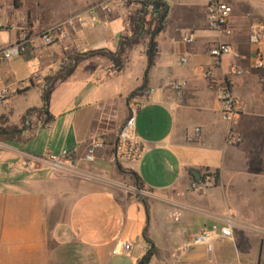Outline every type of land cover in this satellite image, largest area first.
<instances>
[{
	"label": "crops",
	"instance_id": "1",
	"mask_svg": "<svg viewBox=\"0 0 264 264\" xmlns=\"http://www.w3.org/2000/svg\"><path fill=\"white\" fill-rule=\"evenodd\" d=\"M107 1L75 3L58 18L37 0L17 9L44 29ZM220 1L233 9L231 36L209 30L207 0L168 4L166 26L158 35L170 33L178 57L158 45L146 81L154 92L136 116V136L144 148L138 162L114 165L110 157L130 100L144 83L146 44H141L144 56L136 68L128 59L120 71L103 57L82 61L53 91L50 124L34 117L32 130L0 141V264H139L151 248L155 254L147 264H258L264 242V68L256 67L258 49L248 36L253 27H264V0ZM142 6V0H130L109 16L101 14L87 31L89 51L115 52L120 39L130 35L129 16ZM14 16L9 11L7 20ZM184 36H192L193 42L184 43ZM72 45L40 46L28 58L0 63V89L11 91L0 116L9 125H19L29 110L43 107L46 78L61 69ZM220 45L231 47L234 55L214 69L216 83L210 87L201 73L212 63L210 51ZM261 53L264 62V49ZM182 56L188 60L185 65ZM34 65L40 69L38 80L21 89ZM234 67L244 72L232 77V91L243 110L236 124L229 125L221 118L217 88ZM178 80L188 82L181 98L170 88ZM230 131L243 142L228 144ZM93 139L106 147L86 163L83 157ZM67 151L75 155L71 163H63L84 174L59 175L46 165L33 171L18 168L23 156L44 159ZM108 163L111 170L104 169ZM193 171L200 177L218 171L219 182L194 191ZM133 173L147 190L144 198ZM227 217L234 222L232 238L215 239L212 252L193 243L201 230Z\"/></svg>",
	"mask_w": 264,
	"mask_h": 264
},
{
	"label": "built area",
	"instance_id": "2",
	"mask_svg": "<svg viewBox=\"0 0 264 264\" xmlns=\"http://www.w3.org/2000/svg\"><path fill=\"white\" fill-rule=\"evenodd\" d=\"M173 0H162L167 5ZM158 0H142V4L148 12H153L156 8ZM130 0H109L107 2L97 3L89 7L86 11L74 14L65 21L44 29H37L36 25L27 16L7 20L5 25L0 22V29L14 28L17 32L16 40L8 45L0 47V63L8 62L17 58H28L40 46L50 47L56 44H62L65 41H72L73 52L76 54L88 52L90 43L87 38V31L100 21V15H111L116 7L127 6ZM142 6V7H143ZM233 9L230 5L221 2L220 0H207L206 4V21L209 30L218 33L219 35L231 36L233 30L230 27ZM192 36H184L182 41L186 44L193 42ZM248 41L251 45L258 49L256 55V67L258 69L264 68V62L261 51L264 49V27L255 26L249 33ZM261 50V51H260ZM234 55V51L227 45H220L210 51L212 63L207 68L202 69L201 77L213 87L216 83L214 80V69L222 64L225 57ZM180 62L185 65L188 60L185 56L180 57ZM39 66L34 65V70L29 78L20 83V88L23 89L25 85L33 83L39 78ZM243 70L239 68H232L227 73L225 79L219 82L218 97L221 103V118L229 125L236 124L243 110L242 101L237 98L232 91L235 84L232 77L243 75ZM2 76L0 74V82ZM170 88L175 93L177 98H181L188 88L186 80H178L171 83ZM154 92V89H145L134 95L128 105L129 115L121 126L115 146V151L110 157V161L114 165H121L126 163H136L143 155V145L136 136V116L144 107L146 98ZM11 91L8 88L0 89V104L6 102ZM264 100V95H263ZM29 125V123L27 122ZM199 131V130H197ZM227 142L230 145H239L243 142L241 136L233 131L229 132ZM105 144L102 141L93 139L86 148L83 157L84 162L93 163L98 152L105 149ZM75 151H67L61 157H49L47 162L50 164L55 173L67 172L68 167L63 163V160L71 163ZM33 159V158H30ZM35 160H43L42 158H35ZM26 169L34 168L33 163H25ZM215 185L213 176H207L204 180L193 181L191 189L194 191H206ZM141 198L145 197V193L139 191ZM234 222L231 217H227L223 222L212 225L209 229H203L193 238L195 245L206 247L208 252L213 251V241L215 239H230L233 237ZM125 249L128 247L124 245ZM186 248V247H185ZM188 248V246H187ZM148 251V249H147Z\"/></svg>",
	"mask_w": 264,
	"mask_h": 264
},
{
	"label": "trees",
	"instance_id": "3",
	"mask_svg": "<svg viewBox=\"0 0 264 264\" xmlns=\"http://www.w3.org/2000/svg\"><path fill=\"white\" fill-rule=\"evenodd\" d=\"M157 4L159 9H154L153 12H148L143 6L139 10L131 13L129 16V36H124L119 41V46L115 52L100 49L94 51H88L79 54H70L67 57V62L61 67V69L54 75L46 78L45 87L43 90V107L40 109L29 110L21 119L19 125H9L6 118L1 117L0 124V141L11 140L16 137H21L24 132L33 129L34 123L33 119L41 121L43 125L50 124L54 117L49 111V104L51 96L56 86L59 83L65 82L75 71L76 67L84 60L93 57H103L106 58L113 64L118 71L124 68V65L128 59L129 52L135 47L146 44V56H147V69L145 72L144 83L142 87L134 92V95L146 88V81L148 72L155 65L158 58L159 50L157 43V36L160 32L165 29L167 22V11L169 6L158 0ZM29 123V125L27 124ZM207 176H213L215 180V185L219 182V172L205 171L201 180H204ZM133 178L135 185L139 188L144 187L142 179L133 173ZM194 181H197L194 179ZM148 214V211H147ZM155 254V248L148 250L145 257L139 262V264H147L151 261L153 255Z\"/></svg>",
	"mask_w": 264,
	"mask_h": 264
},
{
	"label": "rangeland",
	"instance_id": "4",
	"mask_svg": "<svg viewBox=\"0 0 264 264\" xmlns=\"http://www.w3.org/2000/svg\"><path fill=\"white\" fill-rule=\"evenodd\" d=\"M33 1L34 0H15V3H16V7H15L14 0H0V10H1L0 22L1 24L5 25L7 23V19L9 18L8 17L9 11H13L15 13L14 18L20 17L21 13H23L24 11L17 9V8H20L21 6H23V4L28 5ZM37 1H39L41 7L43 6L45 10H48L52 14V16L56 18L60 17L61 15H65L68 12H71L76 7L75 3H78L77 5H80L81 3L85 2V0H37ZM14 36H15V30L13 29L10 30L9 28L0 29V47L8 46L12 44V42L14 41ZM156 41L158 45L162 48V51L165 52L167 55H175L178 57V53L174 52L177 45H174L171 42L170 33H166L165 35L164 34L160 35V37L158 35ZM144 47H145L144 45H140L139 47L131 51L129 54L128 62L129 61L133 62V67L135 68L137 67L138 64H140V57L144 56V54H141L143 53ZM70 54H75V53L73 51H69L67 54V57ZM66 62L67 61H65L64 63ZM0 124H1V116H0ZM47 160L48 158H44L43 160L34 161L33 159L28 158L27 156H23L22 161L19 163L18 168L22 171H26V170L33 171L35 169L42 167L43 165H46L51 168ZM29 162L33 163L34 165L33 169L32 168L26 169V167L24 166L25 163L27 164ZM111 168H112V165L108 163V165H106L104 169L111 170ZM78 173L81 174L82 173L81 170L77 171L75 169L71 170L68 168L67 172H61L57 174L69 175V174H78ZM131 176H132L133 183L135 184L133 174ZM138 189L141 192L147 191L144 187L142 188L138 187ZM143 209H144V205H143ZM144 214H145V217H147L145 211H144ZM263 241H264V238H263ZM262 245L264 246V242Z\"/></svg>",
	"mask_w": 264,
	"mask_h": 264
},
{
	"label": "flooded vegetation",
	"instance_id": "5",
	"mask_svg": "<svg viewBox=\"0 0 264 264\" xmlns=\"http://www.w3.org/2000/svg\"><path fill=\"white\" fill-rule=\"evenodd\" d=\"M258 264H264V246L262 245L260 251V258L258 260Z\"/></svg>",
	"mask_w": 264,
	"mask_h": 264
},
{
	"label": "water",
	"instance_id": "6",
	"mask_svg": "<svg viewBox=\"0 0 264 264\" xmlns=\"http://www.w3.org/2000/svg\"><path fill=\"white\" fill-rule=\"evenodd\" d=\"M156 9H159V5L156 4ZM168 14V11H167ZM193 174L196 176L197 181H200L201 177H200V173L198 171H193Z\"/></svg>",
	"mask_w": 264,
	"mask_h": 264
}]
</instances>
